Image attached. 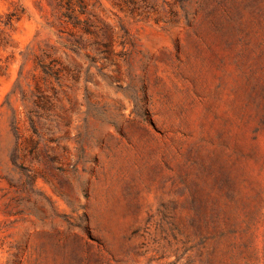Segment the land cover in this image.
I'll list each match as a JSON object with an SVG mask.
<instances>
[{
    "label": "rangeland",
    "instance_id": "1",
    "mask_svg": "<svg viewBox=\"0 0 264 264\" xmlns=\"http://www.w3.org/2000/svg\"><path fill=\"white\" fill-rule=\"evenodd\" d=\"M0 264H264V0H0Z\"/></svg>",
    "mask_w": 264,
    "mask_h": 264
}]
</instances>
